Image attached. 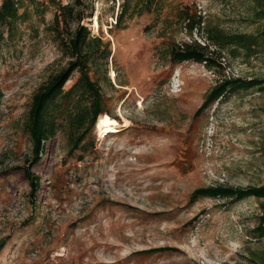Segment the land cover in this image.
Segmentation results:
<instances>
[{
	"label": "rangeland",
	"instance_id": "rangeland-1",
	"mask_svg": "<svg viewBox=\"0 0 264 264\" xmlns=\"http://www.w3.org/2000/svg\"><path fill=\"white\" fill-rule=\"evenodd\" d=\"M16 1L25 14L0 24V264H264L254 230L264 198H192L201 187L264 184V83L201 109L222 80L264 81V0H130L120 25L124 0ZM59 3L110 41L90 68L106 119L121 126L95 124L71 152L65 124L33 166V198L16 167L32 160L33 96L71 57L50 28ZM184 9L203 20L192 34ZM210 31L258 45L251 55L220 47ZM192 40L210 44L215 66L172 61L171 48Z\"/></svg>",
	"mask_w": 264,
	"mask_h": 264
},
{
	"label": "trees",
	"instance_id": "trees-1",
	"mask_svg": "<svg viewBox=\"0 0 264 264\" xmlns=\"http://www.w3.org/2000/svg\"><path fill=\"white\" fill-rule=\"evenodd\" d=\"M151 0H145L149 3ZM121 5V4H120ZM122 9L117 15L116 25H120L128 12L130 0H124ZM136 6V5H135ZM20 5L16 0H0V24H6L17 20L23 13H19ZM182 20L190 34L194 29L202 28V17L195 16L188 9H184ZM85 17L83 10H76L74 5L59 3L54 14L51 30L56 33L61 40L64 50L71 56L68 66L57 74L53 75L34 94L29 116L26 123V130L32 142V160L29 165L17 166L22 171L30 185V196L36 197L40 189V179L35 174L33 166L39 163L45 151L46 142L56 136L59 129L65 124L69 127L70 151L78 149L81 142L89 130L95 124L106 129L120 127L117 122H109L108 109L102 93L101 87L96 79L91 75V61L97 55L107 56L110 52V41H104L100 35H92L88 27L81 21ZM77 21L75 28L71 24ZM209 38L213 44L223 47L225 44H235L243 47L251 55L257 46L254 36L240 34H229L221 31H210ZM264 37V32H263ZM210 44H201L196 40L175 44L171 48V59L173 62L181 63L186 60L204 61L207 66L212 67L217 63L209 53ZM75 72L79 76L75 83L65 89V84L70 80ZM264 81L252 79L243 82L241 79H225L218 83L206 97L201 109L209 103L218 99L228 91H235L241 87L249 88L260 85ZM264 90V86L261 87ZM105 117V118H99ZM226 197L234 200H241L247 197L264 198V184L252 185L248 187L232 186H211L201 187L194 190L192 198ZM259 237H264V217L254 228ZM4 241L0 242V247L4 246Z\"/></svg>",
	"mask_w": 264,
	"mask_h": 264
},
{
	"label": "bare ground",
	"instance_id": "bare-ground-1",
	"mask_svg": "<svg viewBox=\"0 0 264 264\" xmlns=\"http://www.w3.org/2000/svg\"><path fill=\"white\" fill-rule=\"evenodd\" d=\"M95 21L97 22V17H96ZM97 23H98V22H97Z\"/></svg>",
	"mask_w": 264,
	"mask_h": 264
}]
</instances>
